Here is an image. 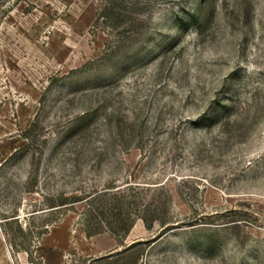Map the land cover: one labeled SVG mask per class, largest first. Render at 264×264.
Instances as JSON below:
<instances>
[{
	"label": "rangeland",
	"instance_id": "374dc122",
	"mask_svg": "<svg viewBox=\"0 0 264 264\" xmlns=\"http://www.w3.org/2000/svg\"><path fill=\"white\" fill-rule=\"evenodd\" d=\"M0 264H264V0H0Z\"/></svg>",
	"mask_w": 264,
	"mask_h": 264
}]
</instances>
